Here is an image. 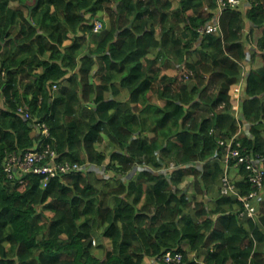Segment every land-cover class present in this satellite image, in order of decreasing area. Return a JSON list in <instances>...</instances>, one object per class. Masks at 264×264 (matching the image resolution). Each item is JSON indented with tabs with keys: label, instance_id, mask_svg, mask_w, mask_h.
<instances>
[{
	"label": "trees",
	"instance_id": "trees-1",
	"mask_svg": "<svg viewBox=\"0 0 264 264\" xmlns=\"http://www.w3.org/2000/svg\"><path fill=\"white\" fill-rule=\"evenodd\" d=\"M215 9L214 0H0V264H163L166 252L198 264L188 255L204 249L203 264H264V192L252 201L257 217L241 221L243 203L220 194L219 146L237 136L242 153L264 155V0L226 8L222 34L200 35ZM246 23L259 30L252 51ZM170 60L174 75L162 73ZM241 80L237 121L231 90ZM47 148L79 172L45 186L43 174L7 178L10 155ZM247 176L241 166L233 180L241 196L256 190ZM188 179L191 194L180 188ZM97 233L110 242L98 244L102 257Z\"/></svg>",
	"mask_w": 264,
	"mask_h": 264
},
{
	"label": "built area",
	"instance_id": "built-area-1",
	"mask_svg": "<svg viewBox=\"0 0 264 264\" xmlns=\"http://www.w3.org/2000/svg\"><path fill=\"white\" fill-rule=\"evenodd\" d=\"M214 1L216 9L212 21L197 30L200 35H221L222 29L220 19L223 11L228 7L237 8L241 4L242 0ZM100 27L101 22L96 20L94 32H97ZM241 84L242 80L232 94L235 104H237V106L233 107L234 111H236V117L239 115V101L242 89ZM55 88L56 86L54 85L53 89ZM16 113L21 115L24 120L30 117V113L24 106L18 107L16 109ZM240 119L241 117H237L238 121ZM41 129L45 136L49 135L48 128L45 124H41ZM236 137L237 136H234L230 139L219 141V146L225 149V155L223 158L225 175L221 178L220 194L222 196L234 195L243 203L244 209L239 213V219L243 221L245 219L256 218L258 215V210L256 206L252 204V201L258 200L260 198V193L264 192V155L242 153L244 149L242 151L238 149V143H235ZM55 154L56 153L53 149L48 148L43 151H27L20 155L12 154L3 163V171L9 179L17 177V175H23L31 172L43 174L44 179L42 183L44 186L50 178L79 172L80 167L77 164L56 162ZM230 159H233V165L231 167L228 165ZM241 166H243L247 172L248 181L256 187V190L245 196L239 195L233 181L235 176L238 174L239 167ZM161 262L163 264H182V254L166 252L162 255Z\"/></svg>",
	"mask_w": 264,
	"mask_h": 264
},
{
	"label": "rangeland",
	"instance_id": "rangeland-1",
	"mask_svg": "<svg viewBox=\"0 0 264 264\" xmlns=\"http://www.w3.org/2000/svg\"><path fill=\"white\" fill-rule=\"evenodd\" d=\"M29 2H30V0H29ZM174 5V7H176V4L174 3L173 4ZM10 6L11 7H16V2L15 1H12L11 3H10ZM173 10V7L171 8V10L170 11H172ZM26 13H27V11H25ZM98 21L99 22H101V23H103L104 21H105V18L104 17H100V19H98ZM183 25V24H182ZM243 35L245 36V46H246V48H247V50L248 51H252L251 49L254 47V45H255V41H256V39H257V37H258V35H259V30H257V29H255L254 30V32H253V34H249L248 33V27H246L245 29H244V31H243ZM170 62V67L167 69V71H166V68L164 67V66H168L169 64H165V63H163L164 65L163 66H161V68H162V70H163V72L165 71V73H169L170 75H174L175 74V72H176V69H172V67H174V68H176L177 66L174 64V65H172V67H171V64H173L172 63V61L170 60L169 61ZM245 66V70H243L244 71V73H247V67H246V64L244 65ZM94 73H95V71H94ZM244 73H242V75H244ZM234 88V87H233ZM232 88V89H233ZM231 92H232V90H231ZM232 93H234V91L232 92ZM234 106H237V104H235ZM233 106V107H234ZM233 110H234V108H233ZM238 118L240 117V115H238L237 116ZM238 121V120H237ZM261 134H263L264 135V131H261ZM103 141L104 142H102L103 144L102 145H100V146H98L100 149H102V151H104V152H108L111 148V146L109 145V142H108V139L106 138V136H104V139H103ZM135 173H128V174H126V176L124 177V178H122V181H124L125 183L126 182H130L131 181V179L132 178H134L135 176H133ZM98 176H100V177H104V175H102V173H98ZM106 177H107V175H106ZM234 178V177H233ZM190 187H191V189H190ZM180 188L181 189H183V190H185V191H189V193L191 194L192 193V183L190 182V180L188 179L186 182H184L181 186H180ZM190 189V190H189ZM102 241H103V244H104V246L107 248V249H110V242L107 240V239H104V238H102L101 236H100V233L98 234H96V236L93 238V243H92V246L93 245H95V251H93V253L95 252V254H98L99 253V251H100V249H98L97 248V246H98V244L99 243H102ZM104 247V248H105ZM185 247V246H184ZM100 256L102 257L103 256V254L104 253H102L101 251H100ZM189 258H190V256H189ZM228 263V262H227ZM226 263V264H227Z\"/></svg>",
	"mask_w": 264,
	"mask_h": 264
},
{
	"label": "crops",
	"instance_id": "crops-1",
	"mask_svg": "<svg viewBox=\"0 0 264 264\" xmlns=\"http://www.w3.org/2000/svg\"><path fill=\"white\" fill-rule=\"evenodd\" d=\"M246 27H248L249 28V26H248V24L246 23ZM248 33L250 34V30L248 29ZM253 34V33H252ZM162 73H164V72H162ZM235 89H237V86L236 87H234L233 89H232V92L235 90ZM233 94V93H232ZM240 95H241V93H240ZM206 201L208 202V200L206 199ZM218 218V216L215 218V220ZM217 221V220H216ZM215 221V222H216ZM218 224V223H217ZM217 226V225H216ZM185 246V247H184ZM182 247L183 248H186L187 247V245L184 243V244H182ZM107 249V248H106ZM109 250V249H108ZM207 255V250L206 249H204V250H196V251H194V252H190V254L188 255V258H189V256H190V258L189 259H194V261L195 262H197L198 264H203L204 263V258H205V256ZM227 264H229V263H227Z\"/></svg>",
	"mask_w": 264,
	"mask_h": 264
},
{
	"label": "water",
	"instance_id": "water-1",
	"mask_svg": "<svg viewBox=\"0 0 264 264\" xmlns=\"http://www.w3.org/2000/svg\"><path fill=\"white\" fill-rule=\"evenodd\" d=\"M27 19L30 20V17L28 16Z\"/></svg>",
	"mask_w": 264,
	"mask_h": 264
},
{
	"label": "clouds",
	"instance_id": "clouds-1",
	"mask_svg": "<svg viewBox=\"0 0 264 264\" xmlns=\"http://www.w3.org/2000/svg\"><path fill=\"white\" fill-rule=\"evenodd\" d=\"M17 109V108H16ZM49 132V131H48Z\"/></svg>",
	"mask_w": 264,
	"mask_h": 264
}]
</instances>
